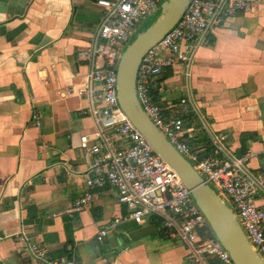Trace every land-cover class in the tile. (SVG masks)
Here are the masks:
<instances>
[{
	"label": "crops",
	"instance_id": "0c3cea01",
	"mask_svg": "<svg viewBox=\"0 0 264 264\" xmlns=\"http://www.w3.org/2000/svg\"><path fill=\"white\" fill-rule=\"evenodd\" d=\"M96 1L0 0V264H36L18 241L22 233L54 259L75 246L81 264H196L175 234L128 219L109 187L94 191L73 217L66 214L85 192L81 176L90 165L79 139L96 129L87 93H77L91 69L77 53L93 44L104 18ZM251 1L209 32L189 76L181 66L159 75L153 98L165 119L181 117L180 100L189 99L199 119L188 121L191 144L209 148L210 134L225 135L231 154L248 155L246 170L264 177V0ZM91 94L96 101V86ZM243 134L254 135L244 154ZM254 202L264 209L259 189ZM115 219L120 224L96 243L98 231Z\"/></svg>",
	"mask_w": 264,
	"mask_h": 264
},
{
	"label": "built area",
	"instance_id": "2783aa9c",
	"mask_svg": "<svg viewBox=\"0 0 264 264\" xmlns=\"http://www.w3.org/2000/svg\"><path fill=\"white\" fill-rule=\"evenodd\" d=\"M165 1H96L103 9V21L93 44L77 53V59L89 62L91 66L84 78L85 88L77 93H87L90 108L86 113L92 117L96 129L91 137L79 139L81 155L90 165L81 176L85 192L71 203L66 214L73 217L93 200L94 191L109 187L115 190L117 202L126 209L128 219L138 225L154 221L175 234L190 249L196 264H234L214 236L190 191L153 151L118 105L116 70L121 52L135 30L151 20ZM251 2L190 0L175 27L144 55L137 71L135 90L141 108L153 125L204 182L231 204L250 247L264 262V209H258L254 202L257 189L264 194V177H253L246 170L248 155L237 158L231 154L225 135H209L211 153L208 156L204 148L189 142L193 131L188 121L192 117L198 119L189 99L180 100L181 117L165 119L153 98L159 75L181 66L189 76L196 54L204 46L209 32L247 11ZM92 86L98 89V101L92 97ZM72 93L74 90L71 89ZM32 119L37 127L40 126L37 114H33ZM201 123L207 132L206 124ZM113 140H124L127 146L115 150L111 145ZM119 224L120 219H115L105 225L96 234L95 242L102 243ZM18 241L36 264H81L73 245L66 246V255L54 259L26 234H20Z\"/></svg>",
	"mask_w": 264,
	"mask_h": 264
},
{
	"label": "water",
	"instance_id": "95a60500",
	"mask_svg": "<svg viewBox=\"0 0 264 264\" xmlns=\"http://www.w3.org/2000/svg\"><path fill=\"white\" fill-rule=\"evenodd\" d=\"M190 0H166L156 21L124 47L116 70L117 101L121 112L146 139L153 151L175 171L207 220L214 236L228 252L234 264H264L250 247L233 211L206 184L192 165L176 151L153 125L136 95V75L144 55L171 31L186 11ZM155 17V16H154ZM35 207L29 205L31 217Z\"/></svg>",
	"mask_w": 264,
	"mask_h": 264
},
{
	"label": "trees",
	"instance_id": "16d2710c",
	"mask_svg": "<svg viewBox=\"0 0 264 264\" xmlns=\"http://www.w3.org/2000/svg\"><path fill=\"white\" fill-rule=\"evenodd\" d=\"M168 72L169 71L167 70L165 72V75L168 76L169 75ZM165 75L160 80L164 79L166 77ZM156 83H157V80H156ZM240 140H241V153L244 154L247 151V144H248V142L249 141H254V135H252V134H243L241 136ZM189 142H190V140H189ZM204 149H205L206 155L208 156L211 153L210 143H209V148H207V147L204 146ZM151 222L152 223H155L154 221H151Z\"/></svg>",
	"mask_w": 264,
	"mask_h": 264
},
{
	"label": "rangeland",
	"instance_id": "374dc122",
	"mask_svg": "<svg viewBox=\"0 0 264 264\" xmlns=\"http://www.w3.org/2000/svg\"><path fill=\"white\" fill-rule=\"evenodd\" d=\"M160 14V9L158 10L157 14L155 15V17H153L151 20L145 22V23H142L134 32V35H133V39L143 30L147 29L151 24H153L156 19L158 18V15ZM225 204H227V206L234 212L235 216H236V211L234 210V208L231 206V204L224 198H221ZM237 220H238V217H237Z\"/></svg>",
	"mask_w": 264,
	"mask_h": 264
}]
</instances>
